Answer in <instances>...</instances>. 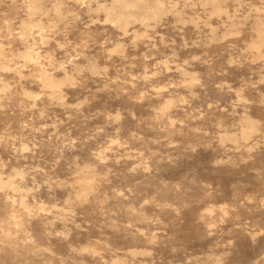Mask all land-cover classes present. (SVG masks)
<instances>
[{
    "label": "rangeland",
    "instance_id": "rangeland-1",
    "mask_svg": "<svg viewBox=\"0 0 264 264\" xmlns=\"http://www.w3.org/2000/svg\"><path fill=\"white\" fill-rule=\"evenodd\" d=\"M0 264H264V0H0Z\"/></svg>",
    "mask_w": 264,
    "mask_h": 264
}]
</instances>
